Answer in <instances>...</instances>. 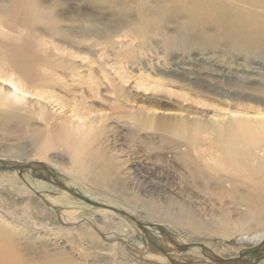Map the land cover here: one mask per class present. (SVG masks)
I'll list each match as a JSON object with an SVG mask.
<instances>
[{
  "label": "rangeland",
  "instance_id": "rangeland-1",
  "mask_svg": "<svg viewBox=\"0 0 264 264\" xmlns=\"http://www.w3.org/2000/svg\"><path fill=\"white\" fill-rule=\"evenodd\" d=\"M41 1L43 4L54 6V13L56 12L55 14L59 18V24L57 23L59 30L55 35V42L61 43L65 47L68 46L71 51L75 50L73 51L77 54L74 55L75 58L78 56L76 63L81 62L82 69H80L83 72H87L92 67L91 69L101 76L102 74L96 70V65L91 61L100 58L101 61L106 62V67L108 70L111 68L109 71L112 70L113 73H111L114 77L117 75L116 78H120V82L126 80L124 86L129 91L131 100L130 104L128 102V106L133 110L151 106L149 101L151 99L148 95L153 92V85H157L159 82L175 94L187 92V89H182V84L185 81H169L170 73H186L192 78L217 82L220 77L203 72V70L210 71V63L217 60L226 63L229 70L235 71L234 73L238 77L249 78L251 82L246 83L243 88L245 94L258 95L259 97L262 94L264 97V91L261 90L264 89L262 86L264 83V62L260 61L263 59L254 55H248L245 58L246 54H240L236 51V47L232 46L251 44V40L244 34L243 29L239 26V21L229 16L231 14L224 13L215 19L213 15L210 16L206 12H202L195 21H191L190 8L196 0ZM223 1L214 0L213 2L217 4ZM224 2L229 3V0ZM248 2L250 0H231V5L239 9L245 8L241 9L244 12H246L245 10L252 11L257 15L264 13V5L252 7ZM9 5L8 0H0V7L10 9ZM8 21L9 17L7 21H3L0 28V31L6 33V38L1 36L0 38L11 44H24L25 46L26 44L22 40L27 33L23 32L20 33L22 36L20 34L18 36L17 29L12 25L9 28ZM135 27L145 31L142 39L129 34ZM13 28L16 31L14 29L13 32ZM185 28H195L201 34L194 35L186 42L187 44L183 43L181 47L170 45L169 40L176 36L178 30ZM222 28L227 29L231 38L217 36L215 41L219 49L225 47L226 51L214 53L208 46L204 50L200 48L184 49L192 40H199L202 36L215 37L214 35H217ZM48 31L45 26L38 24L35 33L42 34V36L45 33L44 36L47 37ZM233 58L238 59L239 64H235ZM83 63L88 65L87 70L86 66L83 68ZM195 67L196 69H193ZM235 68L236 70H234ZM161 72L166 74H161ZM33 73L35 74V72ZM83 74L86 76V73ZM68 78L64 77L60 82L50 84L52 88L54 87L52 90L54 96L47 99L49 101L30 95L23 101L25 104H19L20 108L33 109L44 105L49 114L58 115L55 117L57 120H60L62 113L73 114L77 107L72 103L79 100L86 99L84 102L90 103L93 110H100L97 113L93 111V115L101 113V110L102 112L108 110L107 105L110 106L113 102L111 98L113 95L109 92L108 82L103 75L100 78L104 85L96 91L98 94L90 93L91 89L85 84L72 83V79L70 78V81ZM220 80L223 81L224 78ZM4 87L8 86L4 85ZM260 92L261 94H259ZM160 93L165 99L166 92ZM72 98L74 101L71 102ZM173 99L179 98L175 96ZM65 100L70 103L67 105ZM202 100L210 102L208 99ZM246 101L252 105L256 104L254 99ZM219 106L223 107L224 104ZM210 107L209 109L212 108ZM232 107L231 109H234ZM69 108L74 111L71 112ZM221 111L224 112V110ZM40 120L34 117L32 124L34 126L43 125L44 121L42 120L41 124ZM10 124L13 125V123ZM5 142L0 137V146ZM137 147L138 149L142 148L141 146ZM54 149L58 151L56 152ZM42 155L45 157L35 158L31 154H22L16 157L0 156V165L41 162L62 184L81 198L63 191L49 181H44L45 171L33 172L30 168L17 170L15 175L21 181L18 185L26 187L31 191V194H16L12 190V186L9 185L13 184L9 181L12 176L6 173V169H0V229L6 234L5 250L0 257V264L21 263L23 260L40 263V259L47 256L58 258L59 264H213L202 252L200 244L206 246L205 249L224 258L244 256L249 261H254L260 255H264V247L260 251H253L264 243V237L259 239L256 236V230L246 234L240 232H233L226 236L221 234L222 219L226 217L230 221H235L242 213L240 207L230 202V197H225L220 202L218 199L214 200L216 197L209 193L171 186V184H177L180 174L178 166L172 165L167 168L159 165V167L154 160L148 164V167L151 165L154 171L149 170L151 171L149 174L143 172L145 177L142 175H137V177L136 174L133 176L132 173L123 175L120 178L122 187L119 189L121 190L116 189L114 193V191L91 186L81 181L71 171L69 153H66L62 148L44 150ZM41 182H44L46 186L44 195H41L44 192L43 188H39ZM92 202L96 205L91 204ZM27 204L31 208L29 213L25 212L24 208ZM33 207L36 208L35 211ZM118 211L129 215L133 214V217L143 222L153 241L157 246L167 250V254L157 252V249L148 243L144 232L137 224ZM186 222L193 226H200L199 234L190 233L184 227ZM262 230H264V226L258 231ZM168 235L185 246L181 249L175 247L169 241ZM257 264H264V259Z\"/></svg>",
  "mask_w": 264,
  "mask_h": 264
},
{
  "label": "bare ground",
  "instance_id": "bare-ground-1",
  "mask_svg": "<svg viewBox=\"0 0 264 264\" xmlns=\"http://www.w3.org/2000/svg\"><path fill=\"white\" fill-rule=\"evenodd\" d=\"M213 1L196 0L190 8L191 21H195L202 12L213 15L215 19L224 13L231 14L229 16L239 21L244 34L251 40V44L232 46L236 47V51L240 54H246L245 58L254 55L264 62V13L257 15L252 11L244 12L241 10L243 7L239 9L231 5V0H229L230 4L224 2L225 0L217 4ZM8 2L10 9L0 7V28L3 21H7L9 17L8 23L6 22L9 28L12 25L17 29L16 31L13 28V32L15 29L18 36L23 32L27 34L22 40L25 46L11 44L0 38V83H3L0 84V137L6 141L0 146V156L16 157L31 154L35 158H43L44 150L62 148L69 153L71 171L81 181L114 193L116 189L122 187L120 178L123 175L132 173L131 175L145 177L142 173L151 172L149 170L152 167L151 165L148 167V164L154 160L156 165L161 167L178 166L180 174L178 172L177 184H171L172 187L209 193L216 197L214 200L218 199L220 202L223 198L230 197V202L242 209L241 215L235 221H230L226 217L222 219L220 224L222 235L226 236L233 232L246 234L256 230L259 239L264 237V230L258 231L264 226V97L261 92L260 97L245 94L243 88L246 83L251 82L249 78L238 77L235 71L229 70L226 63L220 60L210 63V71L203 70L212 76L224 78L223 81L217 80L218 83L192 78L186 73L169 72L171 77H168L169 81H185L182 89H187V92L175 94L167 90L163 83L161 85L160 82H154L158 84L153 85V92L148 95L151 106L133 110L128 106L131 100L129 91L124 86L126 80L120 82V78L117 79L118 76L114 77L112 70V73L109 71L111 68L108 70L106 62L96 58L91 61L96 65L97 69H94L107 80L109 92L113 95L111 97L113 102L109 103L110 106L107 105L108 110L104 109L106 112L101 110V113L93 115L100 110H93L90 103L84 102L86 99L73 102L72 105L77 107V110L73 112L74 109L72 111L69 108L73 114L62 113L65 116L60 115L62 116L60 120L55 118L58 115L49 114L44 105L33 109L27 107L21 109L19 104L23 103L27 96L35 95L36 98L46 100L52 98L54 87L52 88L50 84L60 82L64 77L71 78L72 83L85 84L91 89L90 93L98 94L96 91L104 83L100 78L102 75L98 76L99 74L97 75L92 67L88 69L86 62L83 63V68L86 66L87 72L81 70V62L76 63L78 56L75 58L77 55L73 52L75 50L71 51L67 45L65 47L55 42V35L59 30V26L57 27L59 18L56 12L54 13V6L43 4L41 0H8ZM248 3L252 7H259L257 5H264V0H250ZM233 18L230 19L233 21ZM38 24L49 30L47 37L44 36L45 33L43 36L35 33ZM130 33L142 39L145 31L135 27ZM5 34L0 31V36L4 39ZM197 34L201 33L195 28L178 30L176 36L169 40L170 45L181 47ZM214 36L209 38L205 35L199 40H192V44L189 43L184 49L204 50L208 46L214 53L226 51L225 47L218 48L215 39L217 36L231 38L227 29H220ZM233 60L235 64H239L238 59L233 58ZM83 73H86V76ZM161 74L166 73L161 72ZM261 90L264 91L263 88ZM162 91L167 94L165 99L160 93ZM175 96L179 99L174 100ZM73 98L71 102L74 101ZM202 99H208L211 103ZM248 99H254L256 104H250L246 101ZM68 103L66 102L67 105ZM223 104L227 107L219 106ZM231 106L234 109H231ZM34 117L41 119V124L44 121V124L34 126L32 124ZM10 123L13 125L11 126ZM137 146L142 148L138 149ZM6 173L12 176L9 181L13 184L9 185L16 194H31L26 187L18 185L21 181L15 175L17 170H6ZM49 182L52 183V179ZM41 183L39 188H43L44 192L41 195H44L46 186L44 182ZM24 208L25 212H30L29 204ZM33 210L35 211L36 208L33 207ZM184 227L192 234H199L201 230L200 226H193L189 222L184 223ZM5 238L6 234L0 229V257L5 250ZM169 241L176 247L177 240ZM40 261L37 263L23 260L21 263L12 264L60 263L58 258L50 256Z\"/></svg>",
  "mask_w": 264,
  "mask_h": 264
},
{
  "label": "water",
  "instance_id": "water-1",
  "mask_svg": "<svg viewBox=\"0 0 264 264\" xmlns=\"http://www.w3.org/2000/svg\"><path fill=\"white\" fill-rule=\"evenodd\" d=\"M28 168H30L33 172H35L36 170L45 171V173H46V177H44L45 179H47L49 181H50V179H52V183L54 185H56L58 188L67 191L68 193H70L73 196L79 197V195H77L75 192L68 189L59 180H57L55 175L41 162H34V163H29V164L13 163V164L0 165V169H6V170H23V169H28ZM79 198H81V197H79ZM91 204L96 205V203H93V202ZM118 212L123 214L127 218L131 219L132 221H134L137 224V226L144 232L149 244L153 245L158 251H160L164 255L167 254V250L156 245V243L151 238L150 233L145 229V224L143 222L139 221L138 219H136L132 215H129V214L121 212V211H118ZM168 239L173 242V238L169 235H168ZM175 245H176V247H179V248L185 246L184 244H179V243H176ZM200 247L202 249V252L212 261L213 264H257L258 262H260L261 260L264 259V255H260L258 257V259L254 260V261H249L244 256L224 258V257L218 256L215 253L205 249V247L202 244H200ZM263 247H264V243L259 245L255 249H253V251L254 250L260 251Z\"/></svg>",
  "mask_w": 264,
  "mask_h": 264
}]
</instances>
